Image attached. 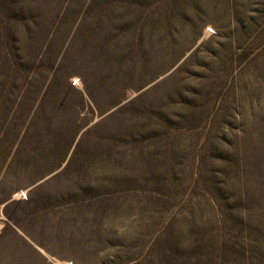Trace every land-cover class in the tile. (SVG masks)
<instances>
[{
    "label": "rangeland",
    "instance_id": "obj_1",
    "mask_svg": "<svg viewBox=\"0 0 264 264\" xmlns=\"http://www.w3.org/2000/svg\"><path fill=\"white\" fill-rule=\"evenodd\" d=\"M0 264H264V0H0Z\"/></svg>",
    "mask_w": 264,
    "mask_h": 264
}]
</instances>
